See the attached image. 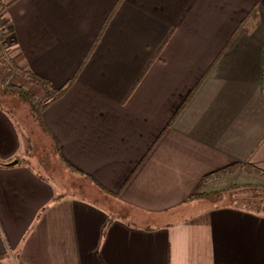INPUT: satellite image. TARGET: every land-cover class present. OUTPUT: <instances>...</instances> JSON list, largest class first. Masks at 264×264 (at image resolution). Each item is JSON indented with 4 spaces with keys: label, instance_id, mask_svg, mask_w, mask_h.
Wrapping results in <instances>:
<instances>
[{
    "label": "crops",
    "instance_id": "obj_1",
    "mask_svg": "<svg viewBox=\"0 0 264 264\" xmlns=\"http://www.w3.org/2000/svg\"><path fill=\"white\" fill-rule=\"evenodd\" d=\"M0 23V83L9 60L58 89L98 40L43 123L103 189L66 170L103 194L87 200L31 163L0 168V264H264V216L191 199L264 188L241 168L206 179L264 171V0H0ZM24 136L0 108L1 163Z\"/></svg>",
    "mask_w": 264,
    "mask_h": 264
},
{
    "label": "trees",
    "instance_id": "obj_2",
    "mask_svg": "<svg viewBox=\"0 0 264 264\" xmlns=\"http://www.w3.org/2000/svg\"><path fill=\"white\" fill-rule=\"evenodd\" d=\"M121 1V0H120ZM116 8V6H115ZM114 8V9H115ZM114 9L112 12H114ZM254 16H257V11L253 10L252 13ZM98 43V40L95 41V43L91 46L89 53L87 54L86 58L81 64V67L77 71V73L67 82L65 83L62 87L55 89L52 87L50 82L47 80L40 78L36 75L33 74H28L27 72L23 71L22 69L18 68V70L21 72L22 76H28L27 78L29 79V82L31 85L38 87L39 89L43 91H47V101L42 102L33 92H31L29 89H25L20 86H8L7 85V79L3 80L0 83V90L4 94H11L24 103H26L29 106L30 109V114L31 117L34 119L37 128L45 134L46 136L49 137V140L52 145V149L54 150V153L57 157L58 162L61 164V166L65 169L70 171L71 173L78 174L82 176L87 182L90 184H93L98 190L102 191L103 189L100 187L99 184H97L91 177L88 175L81 173L78 171L76 168L71 166L69 163H67L65 160L62 159L60 156L59 152V147L55 139L52 137V135L49 133L47 128L45 127L43 123V113L44 111L55 101L60 99L66 92L67 88L70 86L72 82L76 80V77L81 70L82 66L87 62L90 54L92 53L93 49L96 47V44ZM8 43H5L3 41L0 42V49L2 47H7ZM8 55V52H7ZM3 104L0 101V108L2 110ZM4 108V107H3ZM9 113V111L7 110ZM9 114H12L11 112ZM13 115V114H12ZM12 118V117H11ZM13 118H15L13 116ZM26 138V137H25ZM28 143V141H27ZM29 144V143H28ZM31 151V146L27 149L26 153L22 155L21 157H16L8 162L1 163L0 162V168L3 167H13L15 165L17 166H27L31 171L33 170L30 161L32 160V156L30 154ZM27 159L28 161H26ZM238 168H241L244 170L247 174L257 176L259 178H264V171H260L248 164H243V165H233L228 168H226L223 171H218L216 173H213L210 175L208 178H220L225 175H230L233 174ZM38 177L41 178L42 180H46L43 176H41L38 172ZM210 197H225L226 202L228 205L234 209L241 210V211H246L249 213L257 214V215H262L264 216V188H258V187H252V186H245V187H233L229 190H225L222 192H216V193H210V194H201V195H195L192 197V200H197V199H205V198H210ZM61 199V197H57L53 200V202L58 201ZM47 208H44L41 213L45 212Z\"/></svg>",
    "mask_w": 264,
    "mask_h": 264
},
{
    "label": "rangeland",
    "instance_id": "obj_3",
    "mask_svg": "<svg viewBox=\"0 0 264 264\" xmlns=\"http://www.w3.org/2000/svg\"><path fill=\"white\" fill-rule=\"evenodd\" d=\"M5 32V29L4 31ZM2 41L5 43H8L7 47H2L3 55L2 59H8V48H9V40L6 38L5 33ZM7 50V51H6ZM9 53V52H8ZM8 63V64H7ZM9 69V78L7 79V85L10 86H21L20 83L21 80V72L12 67L9 63V60L6 61L5 65ZM24 84V83H23ZM26 89V88H25ZM33 93L42 101H47V96L41 93L38 90H33ZM0 101L3 104V107L11 112L13 116L15 117L16 122L21 127L24 137H27L29 140L31 151L30 154L32 156L31 164L33 167L38 171V173L43 176L44 178L51 180L53 183L58 184L62 187V193L71 195L73 197H82L91 199L90 196L84 195L88 189H91V191H94L99 197H103V194L96 192L97 190L90 184H83L79 176H73L66 172V170L61 166V164L58 162L57 157L54 153V150L52 149V146H48L45 144V134H43L39 128H37V125L34 121V119L31 117L29 106L18 99L17 97L11 95V94H4L0 90ZM23 154H21L19 157H21ZM28 161L27 159H25ZM57 185V186H58ZM95 202V201H94ZM120 211V210H118ZM117 211V212H118ZM112 213V212H111ZM188 214H184L180 218H185ZM178 217H168L167 221L171 222V224H176V220Z\"/></svg>",
    "mask_w": 264,
    "mask_h": 264
},
{
    "label": "built area",
    "instance_id": "obj_4",
    "mask_svg": "<svg viewBox=\"0 0 264 264\" xmlns=\"http://www.w3.org/2000/svg\"><path fill=\"white\" fill-rule=\"evenodd\" d=\"M3 31H4V29H3V27L1 26V23H0V42L2 41L3 38L5 39Z\"/></svg>",
    "mask_w": 264,
    "mask_h": 264
}]
</instances>
